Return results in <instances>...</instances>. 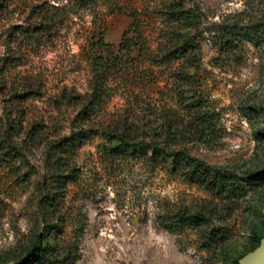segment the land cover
<instances>
[{"label":"rangeland","instance_id":"rangeland-1","mask_svg":"<svg viewBox=\"0 0 264 264\" xmlns=\"http://www.w3.org/2000/svg\"><path fill=\"white\" fill-rule=\"evenodd\" d=\"M5 1L0 58L9 44L19 64L4 74L0 112L8 105L23 109L25 130H42V137L21 150L13 165L0 164V264L23 261L37 234L59 261L70 250L78 252L74 264H238L260 244L264 184L226 199L172 175L149 153L116 154L101 134L58 160L64 162L59 172L74 169L77 179L65 185L55 212L42 201L52 174L51 142L89 127L127 129L134 143L158 142L163 136L153 130H160V117L169 108L173 117L184 116L189 91L219 115V136L211 145L191 141L172 148L237 175L264 169V0ZM173 4L192 15L188 27L169 19ZM40 23L46 32L20 34ZM229 26L252 40L222 51ZM136 28L147 51L128 54L119 44L124 32L134 39ZM99 33L108 44L101 55L120 66L110 72L102 111L83 120L78 114L91 90L96 54L89 45ZM182 36L193 45L186 60L167 56ZM13 91L27 98L16 102ZM179 213L205 215L206 234L222 229L223 238L208 251L205 234L196 229L169 232L162 222ZM79 223L84 232L76 243Z\"/></svg>","mask_w":264,"mask_h":264},{"label":"trees","instance_id":"trees-1","mask_svg":"<svg viewBox=\"0 0 264 264\" xmlns=\"http://www.w3.org/2000/svg\"><path fill=\"white\" fill-rule=\"evenodd\" d=\"M9 2L10 1L3 2V0H0V12L9 6ZM168 15L171 21L184 24L183 27H188L192 19V15L189 14L188 10L175 4L172 5ZM48 21L50 20L48 19ZM44 24L45 23H40L28 27L21 31L20 34L28 38H33L37 33L46 32L47 26ZM135 30L136 37L134 39L127 38V33H123L122 40L119 44L120 50H124L128 54L132 53L134 50L140 54L147 51V46L144 43L141 33L138 28ZM14 35L15 33L10 34V36ZM244 38H249L247 40L250 41L252 40L250 35L244 37L243 33L237 32L236 29L229 26L224 30L220 43L221 50L226 51L236 47V41H240ZM89 46L90 52L96 54L91 59L93 73L91 90L86 103L82 106L78 114L83 120H87L91 116H97V114L102 111L109 91L108 78L110 72L120 66L116 61L110 62L101 55V51L108 46L103 40L102 33H99L97 37L91 41ZM191 47H193V45L189 42L188 38L182 36L181 39L176 41L174 48L168 50L165 54L167 56L173 54L172 58H182L186 60V52L188 48ZM18 64L19 62H15L13 55L10 54V46L7 44L5 56L0 58V87L5 86V82L3 81L4 74L8 72L10 68ZM190 65L196 66L193 63ZM195 69L197 71V67H195ZM187 77L188 73H183L180 79L186 81ZM189 92L191 101H188L187 105H185L187 113L184 116L173 117L176 112L172 108H169V111L160 117V130H153V134L156 137L163 136V139L158 142L145 143L144 141H140L134 143V139L127 129H116L113 133H108L105 130H100L98 127L74 130L69 135L61 137L58 141L51 142L48 150V158L51 162L50 170L52 174L49 183L46 182L47 184L45 185L48 187V192L43 197L42 203L44 208L48 212H55L56 206L62 199V192L65 185L77 179V174L74 169H71L68 174L59 172L64 162L58 160L70 157L88 139L97 134H101L104 139L108 140L110 143L109 149L116 154L147 155L149 153L150 160L156 162V164L163 168H167L172 175L178 176L190 184H197L208 192L217 194L221 197L223 196L226 199L244 196L249 190L264 184V169L253 173L237 175L224 168L206 163L190 154L185 148H172L173 145H184L191 141L211 145L213 143L212 140L219 136L221 127L219 115L210 109L207 103L203 102L202 99L194 97L191 91ZM20 97L26 99L27 93L20 95L16 91H13V100L16 101L17 98ZM4 108L5 109L0 112V164L3 165L5 162L11 161L13 165L14 162L20 158L21 150L40 143L42 130L34 128L25 130L23 124L26 113L23 109L10 105ZM171 113L172 117L170 115ZM162 224L166 230L172 233H178L187 228H192L198 230L203 235L205 234L204 247H206L208 251H211L217 242L223 238L222 229L216 232L212 230L206 234L205 215L200 213L195 215L179 213L173 221H163ZM53 228V232L58 231L57 225H54ZM83 232L84 223H79L75 236L76 243ZM65 256L66 257L62 259V261H59L54 247L47 243L44 244L43 235L37 234L35 241L30 246L26 258L19 264H74L80 257L78 252L71 250Z\"/></svg>","mask_w":264,"mask_h":264},{"label":"water","instance_id":"water-1","mask_svg":"<svg viewBox=\"0 0 264 264\" xmlns=\"http://www.w3.org/2000/svg\"><path fill=\"white\" fill-rule=\"evenodd\" d=\"M238 264H264V239L255 249L245 254Z\"/></svg>","mask_w":264,"mask_h":264}]
</instances>
